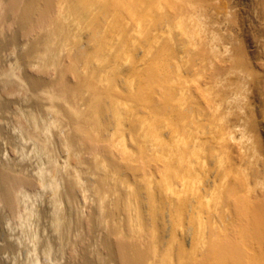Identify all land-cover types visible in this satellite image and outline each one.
<instances>
[{"label": "bare ground", "instance_id": "obj_1", "mask_svg": "<svg viewBox=\"0 0 264 264\" xmlns=\"http://www.w3.org/2000/svg\"><path fill=\"white\" fill-rule=\"evenodd\" d=\"M6 1L18 30L35 26L43 28L41 34L24 41L18 51V59L26 67L29 65L38 71H57V78L47 82L30 73H25L24 77L20 74L19 77H23L22 80L27 82L31 91L39 90L52 102L50 109L54 118H50L49 124L45 125L57 129V138L69 156L66 159L68 166L63 168V180L59 182L56 177L49 183L43 182L51 188V192L46 195L48 203L45 202L51 215L42 205L36 207L34 203L28 202L29 195L22 194L20 199L25 201V214H15L20 227L30 228L28 231L25 228V232L21 229L23 236L15 233L16 225L13 226L5 216L4 205L11 200L3 191L5 166L0 159V257L8 250L14 254L15 249L20 246L23 251L27 248L26 251L37 253V256L40 251L47 255L51 249L49 236L43 233L41 237L36 227L32 228L31 217L38 220L44 216L49 217L48 225L64 234L68 228V209L74 206L78 215L77 228H82V237L91 238L90 253L96 256L93 259H97L99 264H264V200L261 201V197L259 201L245 197L240 194L239 185H229L226 178L221 185L222 191L217 188L216 179L209 180L213 173L208 176L210 162L201 143L197 141L199 137L188 133L186 136L191 142L188 146L185 135L182 137L179 134V127L194 124L198 119L193 112L196 109H193V104L199 95L192 92V87L185 86L189 82V76L203 77L200 85L206 86L207 74L211 73L209 75H213L212 82L217 85L221 79L218 80L220 77L215 71L230 63L233 58L227 54V50L223 55L221 51L208 45L209 53L206 51L205 54L212 58L205 59L207 56L199 49L200 41L197 38L203 32L204 22L200 19L194 2L64 0L65 6L62 4V7L65 15L60 17L61 20L44 26L45 19L57 0ZM179 5L185 12L178 21L171 24L168 22L169 14L178 10ZM190 18L194 21L192 28L187 24ZM122 20L136 24L135 27L132 26L134 31L131 37H128L133 49L125 51V58L120 63L116 59L119 58L116 53L121 42L125 43L122 38L124 31L128 30H121ZM162 23L166 25V32L151 35V31L155 33ZM83 31H91V39L88 37L85 41V37L81 35ZM112 33L116 34L113 38ZM177 37L179 40H176ZM6 40L3 42L6 43ZM92 41L95 42L93 49L89 47ZM129 41L125 43L124 49L128 48ZM7 42L12 45L15 38H8ZM144 43L148 44V49L136 61L139 54L136 56L135 50ZM178 49L179 56L176 55ZM64 54L68 57V63ZM175 56L179 57V61H175ZM214 59H218V62ZM128 68L132 75L125 81L127 85H123V78L127 79L123 74L127 73ZM174 80L183 85L180 97L176 100L174 85L171 84ZM198 89L195 91H199ZM119 90H127L126 97H121L123 94ZM200 96L206 103L205 97ZM216 104L220 108L219 103ZM138 105L143 106L147 113L143 120V148L149 149L148 152L155 155L161 166L158 171L160 177L147 173L146 168L152 158L145 156L143 166L139 162L141 166L136 169L144 175L133 182L125 178L119 179L125 169L138 167L132 160L119 164L112 155L107 156L101 151H96L89 159L91 153L88 154L86 150L93 142L96 146L104 143L103 145L108 144L110 147L113 140L124 155L131 156L132 150L127 139L121 138L118 132L127 126ZM236 107L240 108V105L237 104ZM161 125L170 128L172 143L166 142L162 137L164 135L159 134L158 127ZM222 128L221 139L224 142L236 139L228 130L227 123ZM229 146L233 152L234 147ZM187 147L192 150L188 152ZM222 162L219 161V166ZM197 163L202 165L203 174L195 176ZM253 171V176L258 180L261 170ZM181 173L184 176L179 181ZM145 178L149 180L146 182ZM255 185L262 186V183L256 181ZM247 191L250 192L249 189ZM189 207L192 211L196 210L199 217L198 239L191 251L179 249L178 239L173 236L174 248L172 246L160 254L159 245L165 237L163 232L171 229L166 226L168 222L175 220L180 229H183L184 235L189 237L192 234V227L186 226L184 221ZM203 207L208 212L212 211L214 216L211 228L205 217L201 216ZM220 207L228 211L224 217L226 219L216 218ZM166 215L170 217L169 220H166ZM147 237L152 239L149 247L144 244V238ZM79 252L77 251L78 260L71 264H94L91 254L88 257L84 251ZM30 254L28 256L31 259L26 261L28 264H49L50 260L46 255L47 262L42 263L39 256L38 260V257ZM9 258L12 261L10 264H18L17 259ZM1 263L9 264L5 259Z\"/></svg>", "mask_w": 264, "mask_h": 264}, {"label": "rangeland", "instance_id": "obj_2", "mask_svg": "<svg viewBox=\"0 0 264 264\" xmlns=\"http://www.w3.org/2000/svg\"><path fill=\"white\" fill-rule=\"evenodd\" d=\"M192 1L195 4L200 19L204 22L203 32L198 35L197 38L200 41L198 43L199 49L201 48L202 54L207 56L205 59L212 58L209 54H205L208 50V45H212L216 50L221 51L223 55L227 50V54H230L233 58L227 65L218 67L216 71L214 70L219 74L220 78H218V80L221 79L217 85L212 82L213 75H209L211 73L207 74L208 85L206 86L200 85L203 77L197 75L191 78V76H189V82L185 84V86L192 87V92L199 95V97H196L197 99L193 104V109L196 108L193 112L198 119L194 121V124L190 125V123H188L186 127H179V134L182 137L185 135L188 146L191 144L186 136L188 133L199 137L197 141L201 143L205 154L209 158L208 161L210 162L208 176L213 173V177H210L209 180L211 181L212 178L216 179L215 186L217 188H221L226 178L229 185H239L240 194L256 201H259L261 197L262 201V199L264 200V0ZM64 3V0H57L45 19L44 26L56 20H61L60 17L63 14L65 15V12H63L64 7H62V4L65 6ZM170 4H172V2H170ZM181 8L182 7L179 5V7H177L178 10L170 12L168 22L173 24V22L178 21V19L182 17L181 15L185 11L184 8L183 10ZM110 19H107V21L110 22ZM121 24H123L121 25L122 31L128 29L124 31L125 38H122V41H125L127 44L136 23L122 20ZM163 24L164 23H162L161 27L156 28L155 33L151 31V35L154 36L155 34L166 32V25ZM187 24L192 28L194 26L193 19H188ZM105 27L104 30L106 29ZM42 32L43 28L37 26L30 29L18 30L13 23L12 14L9 11L7 1L0 0V159H2L5 166L3 171V191H5L4 193L11 200V202L4 205V210L6 218L9 219L13 226L16 225L15 233L17 232V235L20 236L21 234L23 236L21 229L23 230L22 232H25L26 229V231L30 229L29 226L25 227V230L23 227H20L21 225L17 218V212L25 214V201L23 202L20 199L22 194L29 195L28 202L34 203L36 207L42 205L48 212V199L46 195L51 192V188H49L48 185H44L43 182L46 181V183H49L52 178L56 179V177L60 182L65 176L63 168H65L64 166H68L66 164V159H68L67 157L69 155H66V149L63 150L64 147L57 138V129L55 130L54 127H48L49 125L46 127L45 125V123L49 124L48 121L54 118L53 112L50 109L52 102L46 99L47 96L45 97L39 90L31 91L27 82L25 83V80H22L25 73L42 77L47 82L54 81L57 78V71H38L37 68L30 67L29 65L26 67V64L20 62V59H18L20 55L18 51L24 41L32 39ZM83 32L84 33L81 32V35L85 37V41L88 37L91 39V31ZM115 36L116 34L111 38ZM13 37L15 38V45L12 43L14 46L7 42L8 38L11 40ZM5 40L7 45L3 42ZM176 40H179V37H177ZM125 43L123 44V42H121L117 49L116 57L119 58L116 59H119L118 62L120 63H122L121 61L125 58V51H131V49H133L131 41H129L128 48L126 47L127 50L126 48L124 49ZM16 45L17 47H15ZM89 47L93 49L95 47V42H90ZM147 49V43L136 48V56L139 54L138 58L136 57V61L143 56V52ZM176 52V55L179 56V49ZM207 53L209 52L207 51ZM17 54L18 57L16 58ZM65 55L66 54H64V59L67 61L68 57ZM177 56H175V58ZM177 58L175 61H179V57ZM214 61L217 63L218 59H214ZM20 65L23 67H20ZM129 68H131L130 65ZM130 71L129 69L127 73L125 72L123 74V76L127 77V79L125 77L123 78V85H127L125 81L131 78L132 71ZM199 73H201V70ZM20 74L23 77H19ZM189 75H191L190 72ZM211 77L212 79H210ZM19 78H21V81ZM175 80L172 81L171 84L174 85L176 100L180 97L183 85ZM196 89L199 91H195ZM116 90L118 91V89ZM119 92L118 93L123 98L128 94L127 90H119ZM198 92L205 97L206 103ZM210 101L211 103H208ZM216 103H219L220 108H217ZM237 104L240 105V108L236 107ZM133 114L129 122H127V126L118 132L121 138L127 139L128 146L132 150L131 156L124 155L120 149L115 146L112 140V145H110V147L108 144L103 145L104 143L102 144L103 146L101 144H99L100 146H96L93 142L94 144L92 143L91 146H89L90 148L88 147L86 150L88 154L91 153L88 157L91 159L93 153L95 154L96 151L100 153L101 151V153H106L107 156L112 155L111 157H114L119 164L132 160L134 162L133 164L138 167L132 168L133 170L125 169V173L123 176H120L119 179H126L134 182L140 180V177L144 175L143 172L140 173L137 170L143 164L142 162L145 160L143 158L147 156L149 159L152 158L149 161L151 165L148 164L147 166L149 169L146 168V171L148 170L147 173H153L154 176L158 175L156 178L160 177L158 171H160L161 162L156 160L153 153L148 152L149 149L143 148V134L145 131L143 120L147 116L146 110L143 106L138 105L134 108ZM187 115H190V113ZM133 117L135 120H133ZM238 117L242 119L239 120ZM225 123L229 125L228 130H230L236 139L227 140L226 142L221 139L224 130L222 127ZM45 128H48V130ZM158 132L164 135L162 137L166 142L172 143V133L169 127L161 125L158 127ZM229 141L232 142L229 143ZM229 144L234 147L233 152ZM228 149L231 150L229 151ZM190 150H192V148L187 147V151L190 152ZM151 160H153V162ZM219 161H223L221 166H219ZM195 168V176L203 174L202 165L197 163ZM52 170L54 171L52 172ZM253 170H261V173L258 175V180L253 176V174H255ZM179 176V181H182L184 173H181ZM83 177H85V175H83ZM86 178L88 179V177ZM87 179L84 178L83 180L86 181ZM148 180V178H145L144 181L147 182ZM144 181L142 183H144ZM256 181L262 183V186H256ZM62 182L63 181H61V183ZM222 189L223 188L220 190L222 191ZM248 189L250 190L249 193L247 191ZM257 195L259 196L257 197ZM161 197H163V195ZM190 207L188 208L184 221L186 226L192 227V234L189 237L184 235L183 229H180L181 227L176 224V221L171 219L172 222H168L166 225L167 228L171 227L170 231L165 229L163 232L165 237L162 238L159 245L160 254H163L168 248L173 246V236L178 239L176 240L179 242V249L183 248L186 252L191 251V248L198 239L199 217L197 211H192ZM203 208L201 216L205 217L207 224L209 223V227L211 228L212 223L215 221V219H212L214 216H212V211L208 212L207 208ZM218 210L219 211L216 212V218L218 217L219 220L220 218L222 220L226 219L224 217L227 216L228 211H226L224 207H220ZM48 214L51 215V211H49ZM31 218L33 224L32 228L34 229L36 227L41 237H43V233H45V236L46 234L49 236L51 245L49 253L46 255L40 251L38 253L40 257L39 260L37 253L34 254L33 252L26 251L27 248L23 251L20 246V248L15 249V252L13 251L14 254H11L12 251L10 250L3 253V257H0L1 262L5 259L7 263L10 264L12 261L9 260V257H13L17 259V261H15L18 264H28L26 261L32 258L30 254L32 253V255L34 254L36 258L38 257V260L42 263L47 262L49 258V264H71L76 262L79 258L77 251H80L79 253L84 251L87 256L91 254V238L87 239L86 236L82 237V228H77L76 221L78 215L74 206L68 209V228L64 234H61L48 225L50 220L49 217L47 218L44 216L41 217V219L39 218V220L34 216ZM169 219L170 217L166 215V220ZM84 229L86 231V228ZM151 243L152 239L150 237L144 238L145 246L149 247ZM176 245L178 246V244ZM10 254L11 256H8ZM45 255L47 256L46 261ZM92 255L94 254L92 253L90 255L94 264H99L97 259L94 261L96 256L94 255L92 257ZM1 262L0 264H2Z\"/></svg>", "mask_w": 264, "mask_h": 264}]
</instances>
